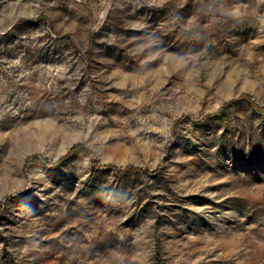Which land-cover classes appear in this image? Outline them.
<instances>
[{
  "label": "rangeland",
  "instance_id": "rangeland-1",
  "mask_svg": "<svg viewBox=\"0 0 264 264\" xmlns=\"http://www.w3.org/2000/svg\"><path fill=\"white\" fill-rule=\"evenodd\" d=\"M246 94L264 0H0V264H264Z\"/></svg>",
  "mask_w": 264,
  "mask_h": 264
},
{
  "label": "trees",
  "instance_id": "trees-1",
  "mask_svg": "<svg viewBox=\"0 0 264 264\" xmlns=\"http://www.w3.org/2000/svg\"><path fill=\"white\" fill-rule=\"evenodd\" d=\"M245 97H246L247 99L250 98V96L247 95V94L245 95ZM237 101H238V99H232V100L228 101L226 104H227V105H230V104L236 103ZM249 101H250V103L253 105L255 111H257V112H259V113H261V114L264 115V106H260V105H258V104H256V103H254L253 101H251L250 99H249ZM81 147H83V145H82L81 143H78V144L73 145L72 147L69 148V150H68L65 154H63L62 156H60V157L55 161V164H59V163L63 162L64 160H66L67 158H69L70 156H72V155H73L76 151H78ZM107 166H108V167H111V168H116L115 165H113V164H108ZM134 169H135V168H130V167H128V168H123V169H119V170H121V171H133ZM138 170H141V169H138Z\"/></svg>",
  "mask_w": 264,
  "mask_h": 264
}]
</instances>
